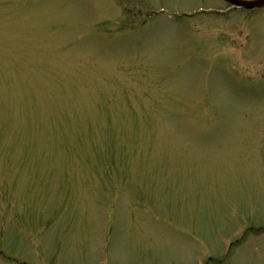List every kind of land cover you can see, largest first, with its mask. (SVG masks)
<instances>
[{
    "label": "rangeland",
    "instance_id": "obj_1",
    "mask_svg": "<svg viewBox=\"0 0 264 264\" xmlns=\"http://www.w3.org/2000/svg\"><path fill=\"white\" fill-rule=\"evenodd\" d=\"M0 264H264V10L0 0Z\"/></svg>",
    "mask_w": 264,
    "mask_h": 264
},
{
    "label": "water",
    "instance_id": "obj_2",
    "mask_svg": "<svg viewBox=\"0 0 264 264\" xmlns=\"http://www.w3.org/2000/svg\"><path fill=\"white\" fill-rule=\"evenodd\" d=\"M225 1L235 7L244 8L247 10H255L258 8H264V0H259L256 2H246L243 0H225Z\"/></svg>",
    "mask_w": 264,
    "mask_h": 264
},
{
    "label": "bare ground",
    "instance_id": "obj_3",
    "mask_svg": "<svg viewBox=\"0 0 264 264\" xmlns=\"http://www.w3.org/2000/svg\"><path fill=\"white\" fill-rule=\"evenodd\" d=\"M243 1H246V2H256V1H259V0H243Z\"/></svg>",
    "mask_w": 264,
    "mask_h": 264
}]
</instances>
